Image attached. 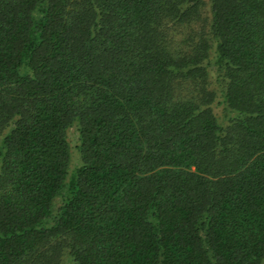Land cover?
<instances>
[{
    "label": "trees",
    "instance_id": "16d2710c",
    "mask_svg": "<svg viewBox=\"0 0 264 264\" xmlns=\"http://www.w3.org/2000/svg\"><path fill=\"white\" fill-rule=\"evenodd\" d=\"M263 263L264 0H0V264Z\"/></svg>",
    "mask_w": 264,
    "mask_h": 264
},
{
    "label": "rangeland",
    "instance_id": "374dc122",
    "mask_svg": "<svg viewBox=\"0 0 264 264\" xmlns=\"http://www.w3.org/2000/svg\"><path fill=\"white\" fill-rule=\"evenodd\" d=\"M217 110V109H216ZM71 138L73 139L74 138V134L73 133H71ZM73 142V141H72ZM75 157V156H74ZM264 264V263H263Z\"/></svg>",
    "mask_w": 264,
    "mask_h": 264
}]
</instances>
